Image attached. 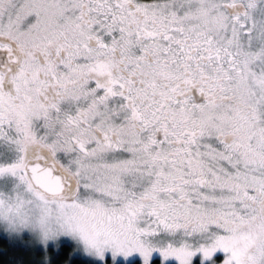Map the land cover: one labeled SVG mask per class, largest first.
<instances>
[{
	"label": "snow or ice",
	"instance_id": "1",
	"mask_svg": "<svg viewBox=\"0 0 264 264\" xmlns=\"http://www.w3.org/2000/svg\"><path fill=\"white\" fill-rule=\"evenodd\" d=\"M0 264H264V0H0Z\"/></svg>",
	"mask_w": 264,
	"mask_h": 264
}]
</instances>
